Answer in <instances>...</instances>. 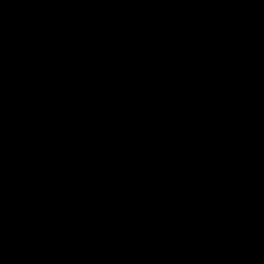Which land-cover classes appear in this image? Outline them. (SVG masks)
<instances>
[{
	"label": "water",
	"instance_id": "water-1",
	"mask_svg": "<svg viewBox=\"0 0 264 264\" xmlns=\"http://www.w3.org/2000/svg\"><path fill=\"white\" fill-rule=\"evenodd\" d=\"M0 264H264V0H0Z\"/></svg>",
	"mask_w": 264,
	"mask_h": 264
}]
</instances>
